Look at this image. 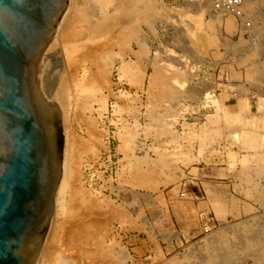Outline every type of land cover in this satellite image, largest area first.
<instances>
[{
  "label": "rangeland",
  "instance_id": "obj_1",
  "mask_svg": "<svg viewBox=\"0 0 264 264\" xmlns=\"http://www.w3.org/2000/svg\"><path fill=\"white\" fill-rule=\"evenodd\" d=\"M66 6L59 21L70 36L52 43L36 69L44 100L61 115V163L67 161L73 177L66 215L53 211L49 234L42 236L49 258L64 254L73 264H264V108L258 111L264 32L254 46L237 41L235 20L215 18L208 0H67ZM258 7L264 14L263 1ZM102 12L109 17L99 31L96 16ZM230 21L233 27L225 30ZM76 43L70 60L81 58L69 68L63 49ZM88 46L94 54L83 55ZM113 55L135 66L136 84L120 76V60L107 66L104 59ZM83 65V85L93 82L97 101L69 97ZM205 93L214 94L209 104L201 101ZM103 101L106 110L112 103L117 120L111 142L117 167L112 179L109 171L93 169L90 188L84 168L102 149L94 112H106ZM242 101L246 108L238 106ZM66 131L72 142L67 158ZM117 226L145 239L144 248L127 246Z\"/></svg>",
  "mask_w": 264,
  "mask_h": 264
},
{
  "label": "water",
  "instance_id": "obj_2",
  "mask_svg": "<svg viewBox=\"0 0 264 264\" xmlns=\"http://www.w3.org/2000/svg\"><path fill=\"white\" fill-rule=\"evenodd\" d=\"M66 4L0 0V264H33L49 234L61 115L35 92V65Z\"/></svg>",
  "mask_w": 264,
  "mask_h": 264
},
{
  "label": "bare ground",
  "instance_id": "obj_3",
  "mask_svg": "<svg viewBox=\"0 0 264 264\" xmlns=\"http://www.w3.org/2000/svg\"><path fill=\"white\" fill-rule=\"evenodd\" d=\"M249 5H251V4H248V5H246V7L247 6H249ZM69 6V5H68ZM67 7V6H66ZM66 7H65V9L63 10V12H62V14H61V16L64 14V12L66 11ZM151 7V6H150ZM148 5L146 6V8H147V12H151V10L149 11V8H150ZM245 7V8H246ZM67 10H68V8H67ZM67 12V11H66ZM94 12V11H93ZM66 14V13H65ZM82 16V15H81ZM96 16V15H95ZM96 17H98L97 18V20L96 21H98L99 23H97V26H99V31L101 30V31H103L105 28H104V23L106 22V20H108V17H109V15H107V14H105V12H102V14H100V16H96ZM137 17V16H136ZM103 20H101V19ZM139 17H137V19H138ZM215 18H217V17H215ZM62 19H64V16H63V18ZM74 19V18H73ZM87 19V18H86ZM98 19H100V20H98ZM136 19V20H137ZM221 19V18H220ZM231 19V18H230ZM135 20V19H134ZM96 21L95 22H92V25L94 24V23H96ZM102 22H103V24H102ZM132 22H133V20H132ZM110 23V22H109ZM64 25V23L62 22L61 23V21H58V25L57 26H55V28H54V31H55V33H54V35H55V37H54V35H53V37H51V39H50V41H49V43L47 44V46H46V48L44 49V51H43V53L41 54V56H40V58H39V61H38V63H37V65H35V69H37V67H38V65H39V63L41 64L43 61H44V57H45V54H47L50 50H51V44L52 43H56V42H58V43H60L61 42V38L63 37V35L64 34H66L65 32H66V28L64 29H62V26ZM72 25V24H71ZM93 27V26H92ZM94 27H95V24H94ZM105 27H106V24H105ZM98 28V27H97ZM96 28V29H97ZM91 28H89V31H91L90 30ZM95 29V28H94ZM67 30H68V28H67ZM95 31V30H94ZM70 32V31H69ZM97 32H98V30H97ZM93 33V32H92ZM103 33V32H102ZM110 33V32H109ZM69 34V33H68ZM71 34V33H70ZM65 36H70V35H65ZM96 38V37H95ZM95 38H89V41H91V40H93L94 39V41H95ZM52 39H53V41H52ZM65 40V39H64ZM73 40V39H72ZM79 40V39H78ZM52 41V42H51ZM63 41V40H62ZM68 41V40H67ZM93 41V42H94ZM93 42H91V45L92 44H94ZM113 42V41H112ZM112 44V43H111ZM53 45V44H52ZM60 45V44H59ZM64 45V44H63ZM76 45H77V43H76ZM81 45V44H80ZM79 45V46H80ZM83 45V44H82ZM82 45H81V47H82ZM90 45V46H91ZM55 46H57V44L55 45ZM61 46V45H60ZM94 46V45H93ZM74 47V46H73ZM78 47V45L73 49L72 47H71V51H70V49H63L64 50V56H65V58L67 59V61H68V65H69V68L70 67H72V66H74L75 65V63L77 62V60H78V58H77V56H79V55H76V58L75 57H73V58H71L72 60H70V57H71V55L73 54L72 53V51H75L76 50V48ZM109 47V46H108ZM53 48H54V46H53ZM62 50V51H63ZM93 51V48H91V47H89L88 46V48H86V49H84L83 48V52H81V53H83V55H84V53L85 54H91V52ZM93 53V52H92ZM94 54V53H93ZM95 54H96V52H95ZM74 55V54H73ZM82 55V54H81ZM103 56H104V54H103ZM80 57V56H79ZM94 57H95V55H94ZM81 58V57H80ZM101 58V57H100ZM102 58H104V57H102ZM83 60H85V59H83ZM104 60H106V62H107V66L108 65H110V66H112L115 62H117V61H119L120 60V65H119V67L118 68H116V69H118V72H119V74H120V76L123 78V79H125L130 85H134V84H136L138 81H139V76H138V74H137V71H136V69H135V66L134 65H132V63L131 62H125L124 60H122L121 59V57L120 56H111L110 58H107V59H104ZM66 61V60H65ZM79 61V60H78ZM34 66V65H33ZM94 66V65H93ZM83 67H84V65H83ZM33 69V68H32ZM99 69V68H98ZM87 72H88V69L86 68V66L82 69V76L80 77V79H78L77 80V82L74 84V86L72 87L73 89H72V93H71V96H70V94H69V97H70V99H73L77 94H83V95H85V97L86 98H91V99H95V95H96V92H97V89L96 88H94L95 86H92L91 85V83H93V82H91L90 83V85L89 86H84L83 84H84V79H85V76H86V74H87ZM90 72V71H89ZM99 72V71H98ZM102 72V71H101ZM91 73V72H90ZM92 74V73H91ZM38 75V74H37ZM92 76V75H91ZM90 76V74H88V77L90 78L91 77ZM95 76V75H94ZM97 78L98 77H100V75L98 76H96ZM120 77V78H121ZM35 83H36V85L34 84V86H35V92H37V94H38V97L39 98H43L44 99V97H43V93H42V90H43V84L41 83V79H40V77H38L37 78V76H35ZM93 79H94V77H93ZM90 80H92V77H91V79ZM93 81V80H92ZM99 81V80H98ZM95 82H96V79H95ZM99 84V83H98ZM103 86V85H102ZM84 87H85V89H84ZM98 87V86H97ZM99 87H100V85H99ZM105 88V87H104ZM100 91V90H99ZM42 95V96H41ZM82 95V96H83ZM46 96V95H45ZM73 97V98H72ZM69 99V100H70ZM96 100V99H95ZM263 100V99H262ZM259 101L258 102V111H262V109L264 108V101ZM90 101H92V100H90ZM97 101V100H96ZM96 101H94V102H96ZM106 102V101H105ZM104 101L102 102V107L103 108H105L104 109V111L106 110V103H105ZM48 104V103H47ZM70 105V104H69ZM71 105H73L72 103H71ZM101 106V105H100ZM238 106H240L241 108H246V102H244V101H242V102H239L238 103ZM237 106V107H238ZM248 106V105H247ZM71 108H72V106H70ZM235 107V106H234ZM237 107H235V108H237ZM239 108V107H238ZM48 109H51V107L48 105ZM226 109H227V107H226ZM98 110H100V109H98ZM243 110V109H242ZM101 111V110H100ZM100 111H98V112H100ZM107 111V110H106ZM229 111V110H228ZM225 112V111H224ZM114 113H115V111H114ZM114 115H116V114H114ZM70 119V118H69ZM113 123H117V120H116V122L115 121H113ZM70 134H69V132L68 131H66V135H65V153L64 154H66L67 156H65L66 158L68 157V155H69V152H70V150H71V147H72V142H70L69 141V138H70ZM71 154V153H70ZM67 160V159H66ZM64 162V161H63ZM61 163V175H60V179H59V182H58V184H57V187H56V190H55V193H54V196H53V207H54V212L56 211V214L58 213V215L59 216H65L66 215V212H67V199H69L70 198V195H69V191H70V188H72L71 187V185L72 184H70V179L72 180V173H71V171H70V168H69V165H68V163H67V161H65L64 163ZM70 162V161H69ZM76 177V176H75ZM75 179V178H74ZM74 187V186H73ZM71 190H73V189H71ZM77 190V189H76ZM72 192L73 191H71V194H72ZM80 195V194H79ZM69 196V198H67ZM75 197V196H74ZM69 202V201H68ZM74 205V204H73ZM70 206V205H69ZM72 206V205H71ZM70 208V207H69ZM71 209V208H70ZM73 209V208H72ZM53 217V216H52ZM68 217V216H67ZM79 217V216H78ZM52 222H54V219L52 220ZM81 222V221H80ZM51 225H52V223H51ZM53 225H55L54 223H53ZM70 225H71V223H70ZM76 226V225H75ZM55 227V226H54ZM69 229V228H68ZM73 229V228H72ZM77 233V232H76ZM79 233V232H78ZM83 233V232H82ZM89 236V235H88ZM52 237H54V233L52 234ZM78 237V236H77ZM56 239V238H55ZM80 239V238H79ZM50 239H48V241H49ZM114 240V239H113ZM50 242V241H49ZM68 242H69V240H68ZM77 242V241H76ZM50 243H52V242H50ZM73 243V242H72ZM104 243V242H103ZM47 244H48V242H47ZM52 245V244H51ZM78 245V244H77ZM46 247V245H44V244H42V246H41V248H40V251H38V256L34 259V263L33 264H73V262L72 261H70L68 258H65L64 257V254L62 255V253L61 254H59V255H62V256H58L57 254H56V256H55V254H54V258H49V253L48 254H46L47 253V248L45 249V247ZM62 246V245H61ZM102 246V245H101ZM71 247V246H70ZM85 248V247H84ZM80 253V252H79ZM82 253V252H81ZM53 254V253H52ZM66 254V253H65ZM83 254V253H82ZM66 257H67V255H66ZM79 257V256H78ZM80 257H81V254H80ZM72 258V257H71ZM87 258V257H86ZM74 259V261L75 260H77V259H75V258H73ZM72 259V260H73ZM92 260V259H91ZM79 260H77L75 263L76 264H78L79 262H78ZM78 262V263H77ZM90 262V261H89ZM83 263V262H82ZM80 264V263H79ZM91 264V263H90Z\"/></svg>",
  "mask_w": 264,
  "mask_h": 264
},
{
  "label": "built area",
  "instance_id": "obj_4",
  "mask_svg": "<svg viewBox=\"0 0 264 264\" xmlns=\"http://www.w3.org/2000/svg\"><path fill=\"white\" fill-rule=\"evenodd\" d=\"M262 1L264 2V0H208L210 5V13L214 17L221 19L226 17L233 18L238 25L237 41L242 38L243 40L248 41L251 46H254L259 42L257 36L260 33L262 35L264 32V20H262V16L264 14L261 10H259L258 7L259 2ZM248 4H254L251 10H247L245 8ZM207 94L208 93L202 95L201 101H206V104H209V99H212L214 94H209V98H206ZM111 104L112 103L108 105L106 112H94L97 121V128L102 136L103 145L102 149L100 150L99 157L85 164L84 171L86 172V182L88 181L90 188L92 187V179L95 177V173L97 172L95 171L94 173L93 169L101 170V172L105 174H107L109 171V178L112 179L114 168L113 165L117 167V162L112 160L114 159V153L116 149L111 148V142L114 141V130H116V126L113 123L114 108ZM140 145V147H143L144 143H140ZM116 167L115 169H117ZM180 196L184 197L185 193H180ZM204 227L205 233L211 229L208 222L204 224ZM117 228L119 227L117 226ZM116 231L117 235L125 240V244L127 246H133L136 239L135 235H132L123 228H119V230Z\"/></svg>",
  "mask_w": 264,
  "mask_h": 264
},
{
  "label": "crops",
  "instance_id": "obj_5",
  "mask_svg": "<svg viewBox=\"0 0 264 264\" xmlns=\"http://www.w3.org/2000/svg\"><path fill=\"white\" fill-rule=\"evenodd\" d=\"M252 5V4H251ZM251 5H249V6H251ZM229 25H231L230 27L232 28L233 27V23L230 21V22H226L225 23V30L227 29V26H229ZM135 237H136V239H135V245H137V247H139V248H144V241H145V239H140L139 237H138V235H135Z\"/></svg>",
  "mask_w": 264,
  "mask_h": 264
}]
</instances>
